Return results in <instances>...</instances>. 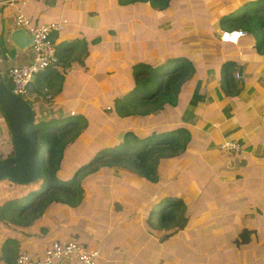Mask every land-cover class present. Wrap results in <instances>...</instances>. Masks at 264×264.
Returning a JSON list of instances; mask_svg holds the SVG:
<instances>
[{
    "label": "trees",
    "instance_id": "trees-1",
    "mask_svg": "<svg viewBox=\"0 0 264 264\" xmlns=\"http://www.w3.org/2000/svg\"><path fill=\"white\" fill-rule=\"evenodd\" d=\"M117 1L125 6H142L148 17L155 12L156 15L165 12L179 17L178 22H181L183 27L177 32V52L166 57L153 56L149 60L132 63L130 76L127 73L128 77L123 76L124 79L127 77L129 84L125 92H107L111 95L112 104V110L105 111L109 113L108 116L115 115V120L119 121H131L136 118L137 125H130L131 128L120 131L116 142L99 146L85 161L69 157L68 152L76 149L70 153L72 156L78 153L81 144L77 137L89 127L93 108H87L81 114L74 113L73 116L68 113L69 110L63 109L66 112L63 115L49 117L43 121L39 116L37 101L39 98L45 100V96L40 95L34 83L35 93L33 98L27 101L30 100L31 107L35 104V112L32 109L33 128L35 141L39 146L40 174L31 184L8 179L0 181V245L3 256L1 260L3 258L4 264H13L14 252L20 238L27 241L41 236L42 239L48 240L47 244L53 240L67 242L73 239L87 246H98L102 257L100 264H110L112 260L122 261L125 253H132L134 242L140 241L142 237H158L164 242L173 235L184 234L192 213V196L190 193L187 195L180 185L187 187L189 179L196 178V163L201 159L194 157V154L202 142L197 129L192 127L194 115L191 111L197 103L198 85L191 83V77L196 74L200 82L213 71L217 58L215 50L222 48L220 45H232L220 42L214 37L216 26L220 31L244 30L247 33L245 39L264 49V4L256 3V0H229L227 5H232L231 11L238 8L241 10V15L233 19H227L225 9L221 8L206 16L197 14L194 21L187 11L189 6L184 4L185 7L181 8L180 4H174L173 0ZM5 7L8 6H2L3 9ZM56 33L51 34L52 42ZM244 37L240 38L237 44ZM54 49L58 66L62 62L63 49H56L55 45ZM106 63L107 60H104V64ZM120 65L126 66L124 62H120ZM1 73L5 71L0 70ZM233 73V61L222 63L221 90L228 92L229 88L236 85ZM41 75L44 78L43 82L38 80L40 85L51 87L59 82L58 87L49 96L55 97V93L61 90L64 83V71L48 67L36 76ZM2 80L5 86L11 89L10 81L5 76ZM80 87L79 85L78 89ZM75 95L74 91L67 93L69 98H74ZM80 96L81 99H86L90 94L82 91ZM107 102L108 100H105L104 103ZM75 103L74 107L77 108L80 100ZM54 107L62 110L61 105ZM171 109L175 110V115L169 127L153 124L146 130L139 128L144 114L152 113L154 117V114L163 113L169 116ZM187 114L188 117L183 118ZM0 115L4 119L1 109ZM151 120L155 122L154 118ZM5 127L8 131L6 122ZM2 135L3 127L0 129V139ZM10 143V149L6 144L5 154L0 155V159L14 154L11 139ZM69 159L70 171L62 173L63 162ZM113 167L122 170L124 176L130 177L134 191L128 193L126 200H123L124 204H120L115 197L124 189L118 191L113 188L114 207L120 209V212H105L108 202L105 196H99L92 198L90 206L85 208L81 226L67 225L65 218L77 213V206L83 203L84 192L93 196L91 189L82 185V180L89 176H100L102 172L111 171ZM202 174L204 175L205 171ZM127 201L129 203H126ZM53 209L55 212L59 209L62 218L50 220V225H41L40 220L48 217ZM110 226L112 229L108 231ZM241 231L240 237L245 240L243 236L248 231ZM32 244L29 248H33ZM154 253L155 251L152 252Z\"/></svg>",
    "mask_w": 264,
    "mask_h": 264
},
{
    "label": "crops",
    "instance_id": "crops-1",
    "mask_svg": "<svg viewBox=\"0 0 264 264\" xmlns=\"http://www.w3.org/2000/svg\"><path fill=\"white\" fill-rule=\"evenodd\" d=\"M223 1L226 5L230 2ZM257 2L264 4V0ZM4 5L8 7L3 9ZM115 9L114 0H0V70L6 72L10 66L33 60L31 47L18 50L9 39L17 12L35 24L65 18L64 29L53 38L56 49H63L64 54L56 68L65 75L55 97L64 111L76 100H80L79 108L84 89L78 86L85 82L94 60L98 59L96 62L101 65L107 60L108 64L106 53L114 54L107 47L116 41L115 24H111L116 21ZM219 34L216 26L214 37L219 38ZM245 38L238 44L220 45L222 48L215 50L213 71L200 82L196 74L191 77V83L198 85L197 103L191 111L192 127L202 142L194 154L201 159L196 163L197 179H189V185L199 191L191 194L192 213L185 233L164 242L158 237H142L134 242L132 253H125L122 261L112 260L110 264H264V49ZM100 55L102 59L98 58ZM226 61L234 62L236 84L228 92L220 87V66ZM70 91L76 92L74 98L67 96ZM223 140L237 142L240 150L220 149ZM243 229L248 231L243 236L245 240L240 237ZM19 243L20 247L25 244ZM32 247L23 248L30 256L41 257L44 248ZM1 257L0 248V264H4ZM62 260L78 264L73 258Z\"/></svg>",
    "mask_w": 264,
    "mask_h": 264
},
{
    "label": "rangeland",
    "instance_id": "rangeland-1",
    "mask_svg": "<svg viewBox=\"0 0 264 264\" xmlns=\"http://www.w3.org/2000/svg\"><path fill=\"white\" fill-rule=\"evenodd\" d=\"M182 1L185 3H183ZM173 3H179L181 8H184V4H187L189 6L187 11H189L193 16L192 21H194V18L197 14H203L204 16H206V14L213 11H218L221 8L225 9V11L227 9H232V5H226L224 4V1L221 3V0H210L209 3H205L203 0H173ZM114 4L116 5V9L114 10L116 21H110L111 24H115L113 29H116V41L112 42L111 45L107 47L108 51L114 54L109 55V53H106L107 58L110 59V62L108 64L106 63L101 65L100 62H96L98 59L96 61L94 60V63L92 65L93 67L89 70L87 76L85 77V82L81 84L80 88V90L84 89V91L92 95V97L87 99L82 98L84 99V101L82 106H80L79 108L69 106V109H67H74L75 115H77L79 113L81 114L87 108H93L91 111L93 118L89 123V127L86 128L77 137V140L81 144L78 148V153L74 156H72V154L70 153V151H74L76 149L70 150L68 152L70 155L69 157H77L84 161L87 160L89 158V154L93 150L98 149L99 146H105L107 144L116 142L119 139L120 131H123L126 128H131L130 125H137L136 118H133L131 121H119L115 120V115L113 117L108 116L109 113L107 114L105 111L112 110V104L111 95L107 94V92L111 90L122 91L123 93L125 92L129 85L127 74L130 76L129 70L132 63L138 60H149L153 56L166 57L171 53L177 52V32L179 28L183 27V24L181 22H178L179 17H174L170 15V13L164 12L163 14L156 15L155 12L153 13V15H151L152 17H148V14L145 12L142 6H133L131 4L125 6L119 4L117 0H114ZM174 12L176 11H173V13ZM239 15H241V10L239 8L225 14L227 19H233ZM119 26H121L120 29ZM218 37L219 38L216 39H219V41L221 42L220 36ZM104 54L105 53H103L102 55ZM102 57L103 56L100 55L98 58L102 59ZM120 62H124L126 66L122 67L120 65ZM1 75L3 76V73H1ZM124 75L127 76L125 79L123 78ZM35 77L36 78L34 80V83L35 85H37V90L40 92V95L45 96V100L43 98H39V100L37 101L39 104L40 119L44 121L49 117L63 115L64 113H66L63 111V109L61 110L60 108L57 109L56 107H54L55 105H58L56 97H49L53 94L55 88L58 87L59 82L57 81L51 87L46 84L40 85L38 84V80H42L43 82L44 76L41 75ZM105 100H108V102L104 103ZM34 105L32 104L33 112H35ZM107 106L111 108L109 109V107ZM162 114H154V117L152 113L144 114L141 117L142 119L139 123V128L141 130H146L149 129L153 124H155L156 126L158 125V127L162 125L169 127L171 125L170 121L175 115V110L173 111V109H171L169 116ZM186 116L188 117V114L184 115L183 118H186ZM153 118L155 119V122L151 120ZM1 126L3 127V135L0 139V155H4L5 145L8 144L10 149L11 143L10 137L8 136L9 133L5 127V121L2 117H0V127ZM70 161L71 160L69 159V161L65 160L63 162L61 170L62 173H68L70 171V166L68 164L71 163ZM130 180V177L124 176L123 171L118 169L117 167H113L111 171L102 172L100 176H89L88 178H84L82 180V185L88 189H91V191L93 192V196H91L90 194L87 195L84 192L82 205L77 206L78 211L76 214L68 215V217L65 218V223L69 226L74 227L81 226L83 224L81 217H83L84 215L85 208H88L90 206L89 202L92 200V198H96L99 196H105L108 202V207L105 212L109 213L114 211L115 213H119L120 209H115L114 207V196L112 195V190L113 188L118 191H120L121 188L124 189V191H120L118 196L115 197L116 200L120 202V204L123 203V200H126L128 193L134 192L131 188ZM180 187L182 190H185V193L187 195H189V193L193 195L198 193L199 191V189L194 185L190 186L188 184L187 187L180 185ZM126 203L129 202L127 201ZM111 208L113 209L112 211ZM61 218L62 213L59 211V209H57V212H55L53 209L49 213L48 217L45 216L40 220V224L47 226L50 225V220H59ZM19 241L25 243L23 244L24 248H27L31 245V243L28 244L26 240L24 241L22 238H20ZM47 241V239H42L41 236H35L31 240V242L33 243L32 246L38 247V249L44 248V245L47 244ZM139 248L140 246L137 247V249ZM16 251L17 250L15 249L14 258L16 255ZM131 262L132 264H137L134 261ZM54 264H66V261L57 260Z\"/></svg>",
    "mask_w": 264,
    "mask_h": 264
},
{
    "label": "built area",
    "instance_id": "built-area-1",
    "mask_svg": "<svg viewBox=\"0 0 264 264\" xmlns=\"http://www.w3.org/2000/svg\"><path fill=\"white\" fill-rule=\"evenodd\" d=\"M67 20L58 18L45 23L35 24L22 12H17L14 18V26L23 28L26 33L32 37L31 48L33 50V60L28 64L10 66L3 76L10 81L13 94L20 96L24 100L32 99V93L26 89V84L31 78L50 67L56 68L58 59L55 55L54 44L50 40L53 32H59L64 29ZM244 30H223L220 32L222 42H230L231 39L237 42L244 37ZM234 42V43H235ZM239 77L238 74H235ZM71 111L69 114L73 115ZM220 149L231 152H238L240 145L232 140H223L219 144ZM73 258L78 264H97L101 258L98 246H87L75 240L60 242L53 240L47 245L41 257H32L23 248L18 246L13 264H54L57 260Z\"/></svg>",
    "mask_w": 264,
    "mask_h": 264
},
{
    "label": "water",
    "instance_id": "water-1",
    "mask_svg": "<svg viewBox=\"0 0 264 264\" xmlns=\"http://www.w3.org/2000/svg\"><path fill=\"white\" fill-rule=\"evenodd\" d=\"M11 43L23 50L31 46L32 37L21 27L9 32ZM29 93H35L34 78L26 84ZM0 109L7 124L13 145V155L0 159V181L32 183L40 174L39 146L35 141L33 112L30 103L13 94L5 86L0 74Z\"/></svg>",
    "mask_w": 264,
    "mask_h": 264
},
{
    "label": "clouds",
    "instance_id": "clouds-1",
    "mask_svg": "<svg viewBox=\"0 0 264 264\" xmlns=\"http://www.w3.org/2000/svg\"><path fill=\"white\" fill-rule=\"evenodd\" d=\"M220 32H221V31H220ZM246 35H247V33H246ZM246 35H245V36H246ZM219 36H220V34H219ZM238 40H239V39H238ZM238 40H237V41H238ZM221 42H222V41H221ZM223 43H232V44H236L237 42L234 43V42L230 41V42H223Z\"/></svg>",
    "mask_w": 264,
    "mask_h": 264
},
{
    "label": "bare ground",
    "instance_id": "bare-ground-1",
    "mask_svg": "<svg viewBox=\"0 0 264 264\" xmlns=\"http://www.w3.org/2000/svg\"><path fill=\"white\" fill-rule=\"evenodd\" d=\"M234 31L238 32V30H237V29H235ZM231 40H232V42H235V40H233V39H231Z\"/></svg>",
    "mask_w": 264,
    "mask_h": 264
}]
</instances>
